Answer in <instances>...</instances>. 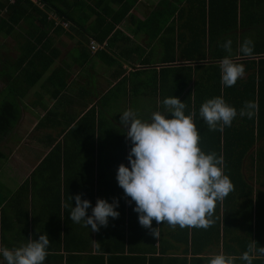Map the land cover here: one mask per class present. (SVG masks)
<instances>
[{"label": "crops", "instance_id": "obj_1", "mask_svg": "<svg viewBox=\"0 0 264 264\" xmlns=\"http://www.w3.org/2000/svg\"><path fill=\"white\" fill-rule=\"evenodd\" d=\"M118 1L106 3L116 9H122L124 2L134 5L102 43L91 27L103 35L113 19L105 16V28L88 7V15H76L78 11L73 10L76 22L49 12L46 17L31 15L19 24H0V104H15L20 115L16 131L0 142V248L16 249L47 234L50 244L44 264H99L95 260L103 255L99 252L106 248L113 218H108L106 227L98 225L99 230L92 231L91 225L83 228L73 223L70 212L78 194L91 202V212L97 199L112 203L116 198L136 207L115 179L121 163L130 167L131 142L120 125V115L131 110L148 121L154 112L165 111V98L182 102L189 97L195 102L196 81L212 65L220 66L226 56L234 62L244 60L240 48L245 40L254 46L264 42V15H254L247 28L230 32L232 39L218 24L224 13L218 6L206 5L200 11L188 6L191 0ZM88 5L94 7L92 2ZM236 5L241 12L242 0H236ZM0 19L7 20V15ZM227 40L232 41L231 53L222 47ZM92 44L98 48L92 50ZM197 55L204 58H193ZM196 67L203 68L196 72ZM193 120L202 140L208 126L196 114ZM260 147L264 149V142L256 150ZM50 155L49 167L59 178H48ZM248 161L259 166L251 155L242 163L243 185L254 189L248 198L254 203L264 201V175L248 170ZM38 170V178H31ZM49 184L57 188L50 189ZM233 186L225 198H245L243 186ZM36 196L42 199L37 213ZM65 202L69 207L62 206ZM49 204L54 209L48 213ZM162 224L155 222V227ZM165 241L181 246L172 239ZM254 243L264 247V241ZM229 246H234L230 252L234 264H247L241 254L232 256L237 244ZM221 247L190 253L186 264H209L212 256L226 255ZM49 248H57L58 253L51 255ZM251 256L253 264H264V255L254 250ZM0 264H6L2 256Z\"/></svg>", "mask_w": 264, "mask_h": 264}, {"label": "trees", "instance_id": "obj_2", "mask_svg": "<svg viewBox=\"0 0 264 264\" xmlns=\"http://www.w3.org/2000/svg\"><path fill=\"white\" fill-rule=\"evenodd\" d=\"M107 1L40 0L39 2L45 6V9H42L30 0H17L14 4L10 3V0H0V15H7V20L0 19V24L3 22L12 23L13 25L19 24L21 20L31 15L46 17L49 12L59 17L66 16L67 20L76 22L73 21V10L78 11L76 15H88V7L96 15H99L101 24L105 28L108 26L105 16H111L113 19V26L105 31L103 35L97 32L95 27H91L96 34L95 38L102 43L115 26L121 24L127 18L134 5L121 0L125 3V6L122 9H116L111 4L106 3ZM90 2L93 3L94 7L88 5ZM112 2L119 3L118 0H112ZM103 5V9L99 11ZM206 5L210 9L218 6V9L224 12L223 15H219L221 19L218 24H221L228 38L232 39L234 37L231 36V33L239 28H247V25L254 21V15H258L259 11L264 14V0H242L243 9L241 12L236 5V0H191L188 6L201 11ZM256 10H258L257 13ZM241 57L244 60L236 63L245 67V75L234 86H223L220 66L212 65L209 68L210 72L207 70L202 78L198 82L196 81L195 96L197 98L195 102H190L188 97L182 100V103L186 104L185 115L195 113L201 123L206 124L199 115V109L202 103L208 99L223 97L228 105L237 110V113L246 101L255 102L256 108L251 110L254 112L252 118L241 117L238 114L232 121L231 126L224 127L222 132L206 129L208 133L201 135L202 140L199 143L200 148L206 154L215 152L218 158L223 156L224 174L230 178L232 184L243 186V191L247 192L245 198L235 199L229 197L217 201L213 215L210 217L212 223L207 228L185 227L181 229L179 226L172 228L167 223H163L162 228L157 229L158 237L153 236L150 229L139 224V214L134 211L135 206L119 203V207L115 210L120 215L118 218L113 219L114 227L106 233L108 239L106 248L99 252L103 254L102 257L95 260L99 264H171L172 262L173 264H186L187 255H190V253L199 255L205 248L217 251L223 246L226 250L225 254L231 256L230 252L231 250L234 251V246L230 247V243L237 244V252L232 256L242 255L244 252L249 251L250 247V256L254 250L259 252L258 249L261 245L254 246L253 242L264 241V201L257 200L254 203L253 199L248 198L252 196L254 189L250 186L245 188V185H243L242 170L244 165L242 163L251 155L254 160L258 161L259 166L255 168V165L248 161L245 165L246 168L264 175V149L260 147L256 150V146L264 142V42H259L254 46L252 55L245 56L242 54ZM193 58L198 60L203 59L204 56L197 55ZM201 68L203 67H196L194 70L199 72L202 70ZM247 74L249 75L246 76ZM192 79L190 77L188 83ZM19 117V110L15 104L8 101L1 102L0 142L16 131ZM49 157L47 159L48 178H59L49 167V162L52 160L51 155ZM39 171L31 178H38ZM49 188H57V186L49 184ZM21 190L25 192L26 187L23 186ZM34 190H36V186H34ZM42 190H46V188ZM34 201L36 205L35 212L37 213V204H40L42 199L36 196ZM53 209L54 206L49 204L46 212L49 213ZM87 215H92L89 209ZM155 222V220L152 222L153 229H156ZM166 239L178 241L181 246L178 247L170 243L167 245ZM65 252L71 253L67 248H65ZM103 256L108 257L107 261ZM194 263H197V261H194Z\"/></svg>", "mask_w": 264, "mask_h": 264}, {"label": "clouds", "instance_id": "obj_3", "mask_svg": "<svg viewBox=\"0 0 264 264\" xmlns=\"http://www.w3.org/2000/svg\"><path fill=\"white\" fill-rule=\"evenodd\" d=\"M231 44L232 41L227 40L222 47L231 53ZM253 48L252 41L245 40L240 52L250 56ZM220 70L225 87L234 86L245 75V67L228 56L220 61ZM162 103L165 111L154 112L150 122L137 118L131 110L120 115V125L127 129L125 136L131 142L127 156L130 167L121 163L116 175L118 186L130 198L129 203L136 205L134 211L139 214V224L150 229L155 237L159 233L158 228H152L153 220L172 228H207L212 223L210 217L216 202L222 201L234 188L224 174L223 156L218 158L215 152L206 154L198 146L200 133L193 120L195 113L185 115L186 104L176 97L165 98ZM255 108V102L246 101L237 113L223 97H215L202 103L199 115L209 131L222 132L238 114L252 118L251 110ZM81 195L74 197L76 206L71 205L73 223L91 225L92 231H98V225L107 226L109 217H119L115 210L119 207L116 198L112 203L97 199L92 215L88 216L91 202L82 200ZM62 206L69 207L66 202ZM49 244L47 234H41L19 248H0V256L6 264H44ZM250 251L251 247L241 256L247 264H252ZM258 251L264 255V247H259ZM234 261V257L217 254L210 258L209 264H234Z\"/></svg>", "mask_w": 264, "mask_h": 264}, {"label": "rangeland", "instance_id": "obj_4", "mask_svg": "<svg viewBox=\"0 0 264 264\" xmlns=\"http://www.w3.org/2000/svg\"><path fill=\"white\" fill-rule=\"evenodd\" d=\"M257 11H258V10H256V13H257ZM258 15H264V14H262V13L259 11V12H258ZM0 99H1V98H0ZM112 113H113V112H112ZM150 120H151V119H150L149 116H148V121L150 122ZM109 178H110V177H109ZM115 179H116V178H115ZM116 180H117V179H116ZM117 186H118V184H117ZM118 187H119V186H118ZM35 215H36V214H35ZM35 218H36V216H35ZM81 225H82L83 228H88V227H89V226H88V227L84 226L82 223H81ZM79 231L81 232V234L83 233V231H82L81 229H80ZM49 251H50V254H51V255L58 253V249H57V248H56V249H55V248H52V249L49 248ZM66 259L69 260L70 257L66 256Z\"/></svg>", "mask_w": 264, "mask_h": 264}, {"label": "built area", "instance_id": "obj_5", "mask_svg": "<svg viewBox=\"0 0 264 264\" xmlns=\"http://www.w3.org/2000/svg\"><path fill=\"white\" fill-rule=\"evenodd\" d=\"M17 0H10V3L14 4ZM31 2H33L35 5H38L40 8H45L44 4L40 3V0H30ZM65 26H68L67 24ZM92 50H96L98 48L97 45L92 44Z\"/></svg>", "mask_w": 264, "mask_h": 264}]
</instances>
